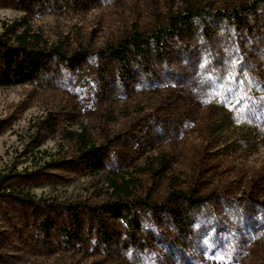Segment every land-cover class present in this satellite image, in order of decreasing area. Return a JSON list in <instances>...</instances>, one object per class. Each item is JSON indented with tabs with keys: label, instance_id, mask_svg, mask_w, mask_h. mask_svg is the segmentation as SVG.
Instances as JSON below:
<instances>
[{
	"label": "rangeland",
	"instance_id": "1",
	"mask_svg": "<svg viewBox=\"0 0 264 264\" xmlns=\"http://www.w3.org/2000/svg\"><path fill=\"white\" fill-rule=\"evenodd\" d=\"M182 1L0 0V31L26 18L51 43L88 50L49 62L33 82L0 86V176L51 204L54 222L46 235L39 213L24 222L21 207L1 202L0 264H264V103H217L201 91L211 82L203 61L195 71L173 52L126 73L105 51L133 22L152 24ZM81 132L103 147L98 171L78 162ZM113 179H131L134 195L118 197ZM117 200L136 225L106 213Z\"/></svg>",
	"mask_w": 264,
	"mask_h": 264
},
{
	"label": "trees",
	"instance_id": "2",
	"mask_svg": "<svg viewBox=\"0 0 264 264\" xmlns=\"http://www.w3.org/2000/svg\"><path fill=\"white\" fill-rule=\"evenodd\" d=\"M22 1L35 4L49 0ZM106 49L112 63L126 73L170 61L173 52L177 57L183 56L182 60L189 62L195 71L203 61L206 63L204 74L211 82L204 84L201 91L214 92L217 103L224 106L245 98H256L264 103V0L222 5L207 0H183L177 7L158 13L152 24L133 22ZM71 50L64 49L63 44L51 43L40 32L34 31L26 18L5 24L0 31V86L33 82L43 71L51 69L47 67L49 62L58 59L78 62L88 53L82 44ZM238 52L242 56L239 63L235 62ZM246 68L243 78L240 72ZM85 135V132L74 135L80 142L78 162L90 171H98L104 158L103 147L92 144ZM168 164L169 161L162 158L160 170H167ZM14 177L10 174L0 176V203L21 207L24 222L30 221L31 214L39 213V228L49 235L54 227L48 210L51 204L36 201L29 193L13 186ZM110 186L120 198L134 195L131 179L122 182L113 179ZM181 196L188 197L189 206H199V200L191 199L187 192ZM104 209L113 218L127 217L129 224L136 225L133 218L123 214L127 207L120 200L107 204ZM70 213L74 232L79 234L83 227L79 213L75 210ZM102 231L104 235L108 233L105 229ZM62 232L67 237L71 235L67 226Z\"/></svg>",
	"mask_w": 264,
	"mask_h": 264
}]
</instances>
